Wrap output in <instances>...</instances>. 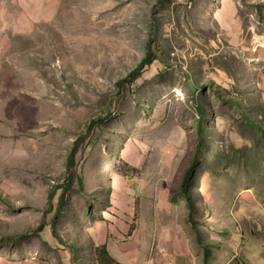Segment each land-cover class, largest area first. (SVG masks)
<instances>
[{
  "label": "rangeland",
  "instance_id": "374dc122",
  "mask_svg": "<svg viewBox=\"0 0 264 264\" xmlns=\"http://www.w3.org/2000/svg\"><path fill=\"white\" fill-rule=\"evenodd\" d=\"M149 51L157 59L119 89ZM249 105L251 117L264 114V0H0L1 264H77L72 235L84 260L92 243L97 264L118 230L131 243H120L117 256L140 244L142 264H153L150 249L156 254L167 233L180 234L178 220L198 264H264V135L246 124ZM108 113V123L89 130ZM79 139L77 172L86 194L99 198L93 214L104 211L98 231L75 184L71 217L57 234L48 225L20 241L51 220L49 196L55 191V210ZM196 158L189 185L198 232L181 195ZM137 181L131 228L124 204ZM207 246H218L208 261Z\"/></svg>",
  "mask_w": 264,
  "mask_h": 264
},
{
  "label": "trees",
  "instance_id": "16d2710c",
  "mask_svg": "<svg viewBox=\"0 0 264 264\" xmlns=\"http://www.w3.org/2000/svg\"><path fill=\"white\" fill-rule=\"evenodd\" d=\"M156 55H153V53H151V51H149V53L147 54V56L143 59V61L140 63V65L133 70L132 72H130L126 77L120 79L117 82V86L119 89H123L126 85H130L131 83H134L135 80L141 75V71L144 67H148L150 65H152V63L157 59ZM206 87H201V89L204 91ZM237 100L242 102V99L244 97V95L242 94V85L240 83V81L238 80V84H237ZM218 95V93H215ZM220 96V95H219ZM224 102H227L226 99L221 98ZM238 104V103H237ZM197 105H198V111L201 112V119L204 118V107L202 105V102H200V100L197 101ZM239 105V104H238ZM251 108V106H246L245 107V111H247V113H245V120H246V124H248L249 126L255 128L258 127V129L260 130V132L264 135V114L260 113L256 116V117H251L248 113V110ZM108 116H100L98 119L94 120L91 122V124L89 125V130L91 131L92 129H94V127L96 126H101L105 123H108L111 117V113L107 114ZM263 120V122H262ZM206 127H205V123L201 122L198 126V135H199V147H202V141L204 138V134L206 132ZM112 135V134H110ZM82 142L81 139L77 140V142L75 143V145L73 146L72 151L70 152V155L67 159V171H66V177H65V181L64 183L59 187L62 189V193L59 197V201H58V205L56 207V209L54 210V206H53V197L55 194V191L51 192L50 196H49V202H50V207L48 209V213H53L51 220L49 221V223L45 221H43L41 223V227L39 229H37L35 232L27 235V236H22L19 240L20 241H27L30 240L31 237L36 234L39 233L41 231H44L45 228L50 225L51 228L53 229L54 233L57 234V227L61 224V225H65V220L68 218V216H70L67 212H68V204H69V197L73 195V191L75 189V184H77V189H78V193L80 194V197L82 198V200L84 201H89L86 205L85 208H87V212L89 217H93V224L91 225L92 227H94L96 225V223H98L99 221H102L104 219V211H98L97 213L93 214V211L91 209V203L93 201H99V198H94L92 193H87L86 194V185H85V175L83 174V172L81 171V173L77 172V160H76V154H77V148L78 145ZM111 146V140L109 141V145ZM106 161L109 164L110 163V159L111 157L107 154L106 156ZM119 159L121 157V155L119 154ZM199 159H195L192 161V163L190 164L188 170L185 173L184 176V181L182 182V186H181V195L184 197V199L186 200V204H188V210L187 215H188V219H189V223L193 226L194 231L198 232L196 228L195 224H194V215H195V190L193 188L192 185H189V183L193 182V174H195L196 170L195 167L198 165ZM111 184V183H110ZM112 185L108 188L107 191V205H110V201H111V197H112ZM187 207V206H186ZM71 217V216H70ZM73 219V218H72ZM76 219V218H75ZM75 221V220H73ZM81 230H83V227L81 226ZM74 234V233H73ZM58 236V235H57ZM196 236L198 238V234L196 233ZM59 238V242L63 243V238L62 237H58ZM2 239H7L5 237L0 238V244L2 243ZM12 239H15L12 237ZM12 239H8V241H12ZM199 240V239H198ZM6 241V240H4ZM200 241V240H199ZM14 243V242H12ZM202 246L204 245L203 242L200 243ZM67 245L71 251V254L73 256L74 261L77 264H95L93 257L95 256V252H94V248L91 242H89V246H88V251L87 252V260H84V249H83V243L80 244V242L78 241V239H75L73 237V235L70 237V239L67 241ZM213 247L214 249L217 248L218 246H207V247H203V252L205 250V260H211L213 258ZM75 255H77V259H75ZM82 256V257H81ZM112 261H114L112 258H110L109 253L107 251L106 248H103L100 250L99 254H98V263L97 264H110ZM115 263V261H114ZM117 263V262H116ZM243 264V263H241Z\"/></svg>",
  "mask_w": 264,
  "mask_h": 264
},
{
  "label": "crops",
  "instance_id": "0c3cea01",
  "mask_svg": "<svg viewBox=\"0 0 264 264\" xmlns=\"http://www.w3.org/2000/svg\"><path fill=\"white\" fill-rule=\"evenodd\" d=\"M118 184H120L121 182H126V184L130 185L131 181H129L128 178H124V177H119L117 180ZM125 184V185H126ZM135 191H134V196L132 195H127L126 200H125V206L127 211L123 212L126 217H127V223L126 225H131V222L129 221V218H133V216L136 213V207H135V203H133V200H135L136 205H138V201H139V197L138 194L140 193V198L142 193L140 192L141 190L138 187V181L137 183H133ZM120 187V185H119ZM137 187V188H136ZM117 190H120V188H116L114 191L116 192ZM119 191V192H120ZM114 192V193H115ZM125 197V196H124ZM174 207V206H173ZM168 209L170 207H167ZM165 208H161L160 210L163 211ZM134 220V218H133ZM103 222V221H102ZM178 222L181 223V230H180V234L178 236H175L173 234V236H170L167 233V237H166V243L162 245L163 250L158 251L156 254H154L152 252V249H150V257L153 260V264H198V257L195 253V251L192 249L190 242L185 241L184 236H183V225L184 222L183 221H179ZM135 224V223H134ZM101 225V223H97L93 229H95L96 231H98L99 226ZM174 226V225H173ZM131 228H133V224L131 225ZM140 228V227H139ZM175 228L176 230L180 229V224L179 223H175ZM103 231V229H102ZM122 231V230H121ZM125 232H120L119 230L116 232V235L120 234V237H118V239H112L113 236L110 234V238H105V244L104 247H106L110 258H112L114 261H112L110 264H142V262H144V258L145 257V253L142 250V247H138V250L134 251V252H130V250H124L125 252H120L119 256H117L116 250L119 248L120 243H122L123 247L125 244L131 243L130 241H128L130 239L129 237V233H125ZM114 240V241H113ZM109 241H113V243L111 244V242L109 243ZM115 241H118L119 244L115 243ZM155 242V241H154ZM154 242L153 244V250H154ZM144 245H148L147 243H144ZM110 248H112V252L110 251ZM149 249V248H148ZM167 249H168V253H167ZM166 251V253H164ZM14 262H17L16 260ZM117 262V263H116ZM1 264V262H0Z\"/></svg>",
  "mask_w": 264,
  "mask_h": 264
}]
</instances>
